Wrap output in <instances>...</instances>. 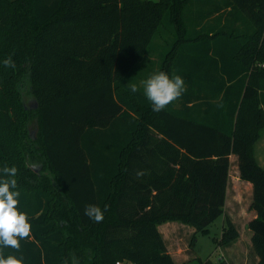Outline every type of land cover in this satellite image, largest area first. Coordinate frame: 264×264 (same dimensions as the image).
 Here are the masks:
<instances>
[{
  "label": "trees",
  "instance_id": "1",
  "mask_svg": "<svg viewBox=\"0 0 264 264\" xmlns=\"http://www.w3.org/2000/svg\"><path fill=\"white\" fill-rule=\"evenodd\" d=\"M227 7L239 12L234 26L224 24L213 36L208 23L198 29ZM242 18L246 24L237 25ZM162 39L171 48L158 57V72L181 76L187 90L154 112L140 84L150 75L139 67ZM212 45L234 48L239 67L226 73L243 72L241 81L211 87L198 80L196 52ZM9 57L15 67L4 66ZM25 69L37 103L29 110L18 90ZM131 84L139 91L132 93ZM33 117L35 140L28 135ZM263 131L264 0H0V169L17 168L13 191L31 225L19 251L0 249L5 258L176 264L159 225H191L193 242L220 216L218 245L229 244L240 236L225 211L235 153L240 178L253 185L257 215L248 227L257 264H264V167L255 153ZM29 157L41 160V174L49 171L55 182L40 179ZM89 204L104 211L102 222L83 214Z\"/></svg>",
  "mask_w": 264,
  "mask_h": 264
},
{
  "label": "crops",
  "instance_id": "2",
  "mask_svg": "<svg viewBox=\"0 0 264 264\" xmlns=\"http://www.w3.org/2000/svg\"><path fill=\"white\" fill-rule=\"evenodd\" d=\"M200 5V6H199ZM200 2H198V17L200 12L202 13L204 7L201 8ZM224 14L222 20H218ZM230 7L222 9L215 13L209 15L206 20L198 26V29L201 28L205 23H208L207 29L210 33V36H213L214 30L223 26L224 24H229V26H234V18L238 16L239 12H233L231 15ZM230 16V17H229ZM229 17V18H228ZM246 24L241 20L237 21V25ZM234 48L231 47H216V46H201L198 47V80L207 82L206 84L211 85V87L219 85L221 82L225 81V85H230L234 81H241L244 73L239 72V74H233L230 77L228 71L232 73L238 69V64L232 57ZM264 147V131L262 137L256 143L255 153L259 147ZM257 157V154H256ZM258 161L260 160L257 157ZM260 163V161H259ZM261 164V163H260ZM264 167V163L261 164ZM245 189V190H244ZM229 194H252L253 195V185L250 181H246L240 178V169L238 163V156L235 153L230 154V173H229V182L227 186V198L225 211L227 213V203ZM252 202V200H251ZM251 204V203H250ZM252 217H256L257 213L252 209ZM231 217V216H230ZM237 228L239 229L240 236L232 241L229 244L221 246L224 249L226 258L230 264H257L259 261V256L254 249L252 244V230H246V227L249 221L253 218H249L244 230L249 236L248 241L242 240V231L238 223L231 217ZM159 230L165 240L168 251L173 256L176 264H193L194 260L199 257L195 255V252L192 250L194 241L192 242L193 236L196 229L177 220H170L159 225ZM251 238V242H250ZM123 264V263H122ZM132 264V263H131ZM198 264V262H197Z\"/></svg>",
  "mask_w": 264,
  "mask_h": 264
},
{
  "label": "clouds",
  "instance_id": "3",
  "mask_svg": "<svg viewBox=\"0 0 264 264\" xmlns=\"http://www.w3.org/2000/svg\"><path fill=\"white\" fill-rule=\"evenodd\" d=\"M3 63L5 67H15L11 57L5 59ZM141 83L143 94L151 103L154 112L163 111L167 105L179 99L187 90L185 81L181 76L170 77L163 71L153 73ZM130 90L132 93H136L139 88L136 84H131ZM17 171L15 166H5L0 169V174L4 177L0 178V249L13 248L19 251V241L30 238L31 225L28 222L27 214L19 211V191H13L17 187L15 179ZM142 174L141 172L137 173L138 176ZM83 214L96 223H100L104 219V211L94 204L86 205ZM0 264H23V260L14 255H8L5 258L0 251ZM73 264H78L75 256L73 257Z\"/></svg>",
  "mask_w": 264,
  "mask_h": 264
},
{
  "label": "rangeland",
  "instance_id": "4",
  "mask_svg": "<svg viewBox=\"0 0 264 264\" xmlns=\"http://www.w3.org/2000/svg\"><path fill=\"white\" fill-rule=\"evenodd\" d=\"M161 29L163 30L164 36H169V30L165 28V25H162ZM166 37V38H167ZM168 39H162L160 41H156L153 45H151L149 49V53L147 57L143 60V65L139 67L143 72L149 73V75L158 72V67L160 66V60H157L158 57H162L170 48L171 45L167 43ZM162 53V55H161ZM135 69L128 76V80L131 83L136 82ZM144 81V80H142ZM142 81L140 84L142 85ZM143 88V85L141 86ZM18 90L21 93L23 100L26 104V108L31 109L34 105V98L31 92V80H30V72L28 69H25L21 76V81L18 84ZM37 121L36 117L30 119L28 123V135L35 140L37 138ZM257 157L260 159V163H264V147H259L256 151ZM29 163L32 168L37 171V173L41 174L43 163L41 160H37V158L32 159L29 157ZM44 175H47L48 178H51L54 182L53 175L49 171H45V174H41L40 179H42ZM245 190V189H244ZM252 194H229L228 203H227V214L234 218V220L238 223L242 231V240L248 241L249 236L246 234V230L249 229L248 225L246 230H244V225H246L248 219L252 217V209L250 208V203L252 200ZM224 227V216L218 217L211 225L210 232L208 234L198 233L197 238L194 241L192 246V250L195 252V255L199 258H210L214 262L219 261L221 258H224L225 251L218 245V240L221 238V234ZM250 230V229H249ZM248 233V232H247ZM249 234V233H248ZM251 242V238H250ZM252 245V244H251ZM198 260L195 259L193 264H197ZM123 264H131V262L124 261Z\"/></svg>",
  "mask_w": 264,
  "mask_h": 264
},
{
  "label": "water",
  "instance_id": "5",
  "mask_svg": "<svg viewBox=\"0 0 264 264\" xmlns=\"http://www.w3.org/2000/svg\"><path fill=\"white\" fill-rule=\"evenodd\" d=\"M36 106H37V103H35L33 107H36Z\"/></svg>",
  "mask_w": 264,
  "mask_h": 264
},
{
  "label": "built area",
  "instance_id": "6",
  "mask_svg": "<svg viewBox=\"0 0 264 264\" xmlns=\"http://www.w3.org/2000/svg\"><path fill=\"white\" fill-rule=\"evenodd\" d=\"M117 264H122L121 262H117Z\"/></svg>",
  "mask_w": 264,
  "mask_h": 264
}]
</instances>
